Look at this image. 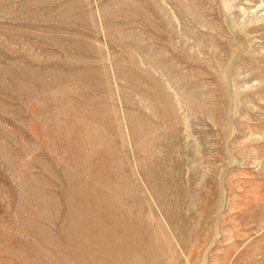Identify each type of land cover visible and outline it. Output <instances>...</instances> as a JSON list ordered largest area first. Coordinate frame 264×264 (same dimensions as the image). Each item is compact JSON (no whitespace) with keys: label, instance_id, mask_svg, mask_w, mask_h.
Here are the masks:
<instances>
[{"label":"rangeland","instance_id":"obj_1","mask_svg":"<svg viewBox=\"0 0 264 264\" xmlns=\"http://www.w3.org/2000/svg\"><path fill=\"white\" fill-rule=\"evenodd\" d=\"M0 264H264V0H0Z\"/></svg>","mask_w":264,"mask_h":264}]
</instances>
